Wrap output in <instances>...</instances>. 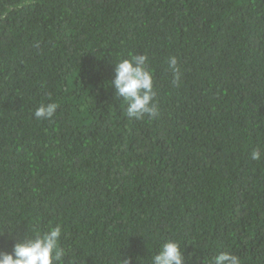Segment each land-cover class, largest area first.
Segmentation results:
<instances>
[{"label": "trees", "instance_id": "obj_1", "mask_svg": "<svg viewBox=\"0 0 264 264\" xmlns=\"http://www.w3.org/2000/svg\"><path fill=\"white\" fill-rule=\"evenodd\" d=\"M137 54L155 119L110 85ZM257 148L264 0H0V252L60 225L61 264H150L170 240L185 264H264Z\"/></svg>", "mask_w": 264, "mask_h": 264}, {"label": "clouds", "instance_id": "obj_2", "mask_svg": "<svg viewBox=\"0 0 264 264\" xmlns=\"http://www.w3.org/2000/svg\"><path fill=\"white\" fill-rule=\"evenodd\" d=\"M148 63L147 54H137L130 59H120L114 64L115 79L110 81V85L116 89V95L127 102L129 118L155 119L159 114L154 102L156 95L154 76ZM167 63L172 72H179L178 60L175 56L169 57ZM58 108L59 105L55 102L41 104L35 110L34 116L38 120H51ZM251 159L264 160V151L260 148L253 150ZM4 233L0 231V235ZM62 234V227L56 225L43 233L37 232L34 236H26L14 245L11 252H0V264H61L66 255L65 249L61 247ZM133 259H139V257L121 255L120 264H132ZM196 259L200 260V257ZM185 260V252L180 242L170 240L151 257L150 264H185ZM205 261L206 264H242L241 257L231 251H219L210 260L203 258V264Z\"/></svg>", "mask_w": 264, "mask_h": 264}]
</instances>
